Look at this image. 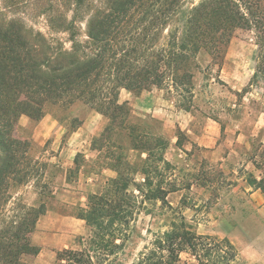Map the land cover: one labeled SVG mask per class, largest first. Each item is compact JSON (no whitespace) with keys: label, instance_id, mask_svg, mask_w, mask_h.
Masks as SVG:
<instances>
[{"label":"trees","instance_id":"1","mask_svg":"<svg viewBox=\"0 0 264 264\" xmlns=\"http://www.w3.org/2000/svg\"><path fill=\"white\" fill-rule=\"evenodd\" d=\"M0 4V264H32L28 258L40 252L33 236L54 194L44 182L47 164L34 161L30 141L18 136L19 120L27 116L37 123L49 109L69 111L79 104L105 117L91 146L115 175L71 213L85 222L86 232L75 237V246L57 250L53 264H183V253L198 264H241L229 239L199 233L184 207L171 204L168 196L180 185L166 156L171 141L163 123L151 114H135L120 93L165 88L176 107L191 112L200 55L210 56L207 68L221 70L236 32L248 29L255 32L259 63L249 83L236 91L243 98L254 82L264 84V0ZM23 5L37 7L51 33L10 15ZM81 123L72 117L67 133ZM185 136L178 127L179 148ZM32 181L38 199L30 204L17 194ZM255 183L264 191V176ZM157 212L166 214L167 228L134 253L139 216Z\"/></svg>","mask_w":264,"mask_h":264},{"label":"rangeland","instance_id":"2","mask_svg":"<svg viewBox=\"0 0 264 264\" xmlns=\"http://www.w3.org/2000/svg\"><path fill=\"white\" fill-rule=\"evenodd\" d=\"M22 7L10 15L51 33L37 7ZM55 35L67 38L65 33ZM210 61L208 54L200 55L202 71L196 72L191 112L176 107L165 88L154 87L139 95L124 89L120 100H127L135 114H151L163 123L171 141L166 156L180 185L168 196L171 204L184 207L199 233L229 239L241 264H264V191L255 183L264 176V84L254 82L243 98L236 94L249 83L259 63L255 32H236L221 70L207 68ZM74 116L82 123L67 133ZM41 120L34 123L21 117L17 133L30 141L32 159L47 164L44 182L54 191L33 236L40 252L28 259L32 264H53L57 250L75 246V237L86 232L85 222L71 213L79 205L85 207L87 195L102 189L115 173L102 166L91 146L106 124L103 115L79 104L69 111L49 109ZM178 127L186 135L183 148L176 145ZM77 154L81 167L75 173ZM19 195L30 204L36 202L33 181L20 187ZM167 221L162 212L142 213L133 252L150 244L154 233L167 228ZM182 259L183 264H198L187 253Z\"/></svg>","mask_w":264,"mask_h":264},{"label":"crops","instance_id":"3","mask_svg":"<svg viewBox=\"0 0 264 264\" xmlns=\"http://www.w3.org/2000/svg\"><path fill=\"white\" fill-rule=\"evenodd\" d=\"M123 90H124V89H122V90H121L120 96H121V94H122ZM125 90H126V89H125ZM41 121H43V118H42V120H41ZM108 169H109V168H108ZM110 170H111V169H110ZM111 171H112V170H111ZM113 172H114V171H113ZM79 220H81V219H79ZM81 221H83V220H81Z\"/></svg>","mask_w":264,"mask_h":264}]
</instances>
